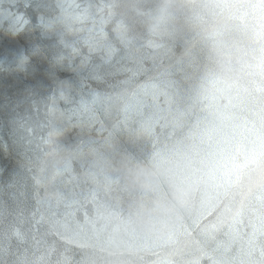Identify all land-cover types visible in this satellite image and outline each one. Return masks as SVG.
Wrapping results in <instances>:
<instances>
[{
	"label": "water",
	"instance_id": "obj_1",
	"mask_svg": "<svg viewBox=\"0 0 264 264\" xmlns=\"http://www.w3.org/2000/svg\"><path fill=\"white\" fill-rule=\"evenodd\" d=\"M45 2L50 7L40 14H59L56 0ZM76 2L84 5V0ZM93 2L105 7L103 32L114 50L115 67L121 70L110 82L125 80L124 72L131 68L135 85L119 110H109L98 117L100 122L69 134L74 155L58 178L57 198H43L44 188L36 189L31 179L26 198L12 188L0 200V264H41L54 241L55 255L66 264H94L95 249L103 243L114 214L127 212L137 195L110 166L114 156L131 152L144 159L175 146L196 152L209 141L206 114L197 102L199 78L210 65L206 47L186 29L166 37L149 35L137 14L138 0H124L120 17L107 9L109 0ZM6 11L19 14L25 9L22 2L0 0V183L5 184L21 172L24 160L16 143L14 121L19 116L32 115V148L58 134L49 120L28 113L29 97L47 95L61 81H79L75 71L31 55L39 31L7 30ZM27 11L34 16L31 7ZM100 16L93 12L77 27L92 28ZM83 51L87 53V46ZM23 56L28 60L21 65ZM89 83L97 91L108 90L97 81ZM37 191L43 202L56 206L55 234L45 236L39 214L33 216L46 207L37 203ZM131 242L139 249L133 264H264V184L249 173L239 187L221 184L194 193L192 207L180 215L169 235L135 236Z\"/></svg>",
	"mask_w": 264,
	"mask_h": 264
},
{
	"label": "clouds",
	"instance_id": "obj_2",
	"mask_svg": "<svg viewBox=\"0 0 264 264\" xmlns=\"http://www.w3.org/2000/svg\"><path fill=\"white\" fill-rule=\"evenodd\" d=\"M123 4L109 0L106 7L120 17ZM137 14L149 35L166 37L186 29L208 50L210 65L199 78L197 102L210 136L196 152L175 146L144 159L131 152L114 156L110 166L137 195L127 212L114 214L103 243L95 249L94 264H133L139 249L132 238L169 235L180 215L192 207L194 193L221 184L239 187L249 173L264 184V0H138ZM124 73L128 83L117 90L120 95L109 110H119L135 85V71ZM39 116L53 123L58 134L36 143L30 171L22 160L21 172L0 183V200L21 177L18 191L25 198L34 176L41 180L43 198L59 195L58 178L74 155L68 137L76 128L59 114ZM40 224L45 236L55 234V218L45 216ZM55 253L54 241L41 264H66Z\"/></svg>",
	"mask_w": 264,
	"mask_h": 264
},
{
	"label": "snow or ice",
	"instance_id": "obj_3",
	"mask_svg": "<svg viewBox=\"0 0 264 264\" xmlns=\"http://www.w3.org/2000/svg\"><path fill=\"white\" fill-rule=\"evenodd\" d=\"M13 4L23 3L24 12L17 14L14 11H6L4 19L8 21L7 30L13 33L22 31L31 32L38 30L46 42L36 45L31 49V55H39L48 59L54 66L67 67L79 75V81L73 84L68 81H61L44 96H30V111L35 116H39L41 109L48 115L59 114L70 126L79 128L82 131L93 124L100 122L98 117L106 113L112 103L118 98L120 92L128 83L126 80L111 83L110 78L120 73L114 64V50L103 32V25L106 22L104 16V5H96L93 0H84V5L76 0H56V7L59 14L46 17L40 14L42 10L50 5L45 0H12ZM34 10V16L29 14L27 9ZM93 12L100 13L97 23L93 20V27L85 29L77 27L85 20L92 18ZM87 32L88 35L81 37L80 33ZM83 46H87V53L83 51ZM96 57L99 62H96ZM28 60V56L21 58V65ZM79 60V63L76 61ZM126 71V70H125ZM90 81H97L106 85L107 91H97L92 88ZM61 102L63 109L60 108ZM34 110V111H33ZM33 122L32 115L19 116L15 121L16 143L21 149L24 157L25 169L31 170V157L28 153L33 150V129L29 123ZM37 121L34 123L36 124ZM23 130V134H18ZM3 147H7L3 145ZM36 189L40 186L39 177H32ZM10 188L19 190L22 187V177L9 185ZM37 203L46 204L44 213L39 209L33 216L39 214L41 222L45 217H55L56 206L50 201L43 202L36 192Z\"/></svg>",
	"mask_w": 264,
	"mask_h": 264
}]
</instances>
